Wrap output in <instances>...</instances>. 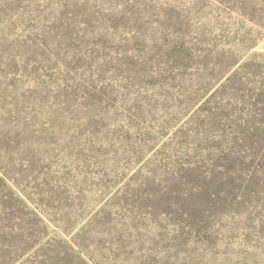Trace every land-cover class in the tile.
I'll list each match as a JSON object with an SVG mask.
<instances>
[{"label": "rangeland", "instance_id": "obj_1", "mask_svg": "<svg viewBox=\"0 0 264 264\" xmlns=\"http://www.w3.org/2000/svg\"><path fill=\"white\" fill-rule=\"evenodd\" d=\"M0 264H264V0H0Z\"/></svg>", "mask_w": 264, "mask_h": 264}]
</instances>
